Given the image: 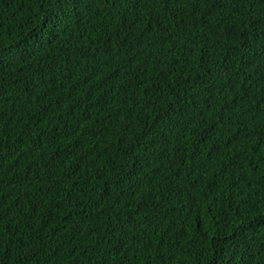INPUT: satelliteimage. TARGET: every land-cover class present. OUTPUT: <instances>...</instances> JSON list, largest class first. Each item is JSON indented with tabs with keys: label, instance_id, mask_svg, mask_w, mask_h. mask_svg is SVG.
<instances>
[{
	"label": "trees",
	"instance_id": "16d2710c",
	"mask_svg": "<svg viewBox=\"0 0 264 264\" xmlns=\"http://www.w3.org/2000/svg\"><path fill=\"white\" fill-rule=\"evenodd\" d=\"M210 3L52 36L55 0H0V264H264V0Z\"/></svg>",
	"mask_w": 264,
	"mask_h": 264
},
{
	"label": "snow or ice",
	"instance_id": "6c2138e0",
	"mask_svg": "<svg viewBox=\"0 0 264 264\" xmlns=\"http://www.w3.org/2000/svg\"><path fill=\"white\" fill-rule=\"evenodd\" d=\"M83 2V0H55V3L58 4L59 8L58 10L53 13L48 21L49 25H51V27H49V33L52 36L58 35L59 31L61 30V25H63L65 23V20L67 19V17H62L61 16V12L62 11H66V12H71L72 9L78 8L79 5ZM191 2L193 4H196L199 2V0H191ZM207 2V0H206ZM217 0H211V3L209 4V7H212L216 4ZM264 27V26H262ZM29 132H31L32 130L29 129ZM40 133H37V135H39ZM3 145L2 143H0V148H2ZM211 260V258H209Z\"/></svg>",
	"mask_w": 264,
	"mask_h": 264
}]
</instances>
